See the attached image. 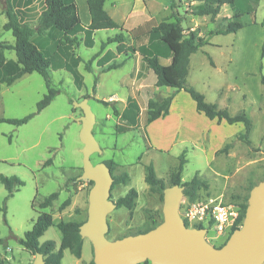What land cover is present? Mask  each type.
I'll return each instance as SVG.
<instances>
[{
	"label": "rangeland",
	"instance_id": "1",
	"mask_svg": "<svg viewBox=\"0 0 264 264\" xmlns=\"http://www.w3.org/2000/svg\"><path fill=\"white\" fill-rule=\"evenodd\" d=\"M44 1L12 0V5L20 19L35 28L45 9ZM77 1L84 22L89 11L83 7L84 0ZM237 5L244 13L241 17L244 28L236 34L211 37L210 45L191 56L187 81L205 96L207 102L228 109L232 116L245 112L253 122L249 136L251 144L239 140L238 136L244 132L242 128L230 141L231 148L224 152L219 150L210 165L207 157L191 145L162 151L155 146L156 142L150 132L148 134L145 130L148 118L146 109L149 98L157 99L169 94L163 90L157 94L151 91L140 94L137 91L135 75L140 71V66L146 68V65L137 54L129 60L127 57L135 54L132 48L137 49L139 43H134L128 36L118 50L116 43L106 44L103 48L109 38L120 34L117 30H106L94 35V45L89 48L84 36L80 35L79 45L74 46L77 49L75 54L80 59L77 68L51 70L52 80L60 88V94L55 100L20 127L0 122V176H16L25 184L8 200L6 212L0 211V264H33L35 256L26 251L19 240L32 230L39 213L52 214L55 222L87 220L88 197L93 184L90 181L75 180L83 173V145L80 140L82 123L79 120L82 111L75 109L74 103L82 101L84 96L90 97L89 105L96 116L93 133L102 150L101 154L91 156L92 163L113 161V175L128 176L125 183L112 185L111 199L117 202L132 188L138 192L136 206L132 210L119 208L108 215L109 240L136 234L153 221L162 222L164 202L161 195L151 191L146 183L145 168L153 165L157 177L167 188L171 187V176L183 152H186L188 162L181 176L182 182L197 177L207 182L209 187L198 191L194 201L183 198L180 205L182 218L186 220L193 205L211 201L233 204L241 210L252 187L264 179V27L261 25L264 21V0L257 12L255 4L240 0ZM3 6L0 1V42L14 44L12 33L4 30L7 18ZM179 13L182 14L183 10L179 9ZM255 21L257 23L253 24ZM219 27L217 25L209 29L214 31ZM52 30L50 38L54 43L52 45L51 40L48 47L45 46L47 56L55 52L60 38L59 31ZM187 31L185 34H188ZM142 42L149 40L145 38ZM67 47L72 50V46ZM146 52L160 56L165 64L169 62L167 51L159 41H155L154 46L148 47ZM5 55L7 60H16L12 50L6 51ZM102 57L109 64H123L104 72L101 68L104 64L101 62ZM138 57L140 65L136 61ZM73 60L70 59L71 68L73 62H76ZM89 62L91 70L87 69ZM75 71L82 78V87L75 81ZM143 72L142 76L146 75ZM147 72L151 81H154L156 76L152 70ZM12 73L9 67H5L1 75ZM146 81L149 82V79ZM46 93L45 82L38 73L25 75L10 86L0 82V120L23 119L35 114L38 103ZM130 102L137 109L122 116ZM113 107L119 110V117L114 115ZM54 192H58L59 197L53 206L46 210L40 209L38 204ZM6 195L0 182V207H3ZM67 199L70 200L69 206L61 210V205ZM61 238L59 230L51 227L39 241L41 244L50 240L56 242L57 251ZM206 239L215 247L222 246L226 241L216 239L210 229ZM84 241L81 259L65 251L62 264H89L93 260L92 244L88 239Z\"/></svg>",
	"mask_w": 264,
	"mask_h": 264
},
{
	"label": "trees",
	"instance_id": "2",
	"mask_svg": "<svg viewBox=\"0 0 264 264\" xmlns=\"http://www.w3.org/2000/svg\"><path fill=\"white\" fill-rule=\"evenodd\" d=\"M0 1H2L4 4L3 13L7 18V22L4 25V30L11 32L14 37V44L0 42V75L4 72L5 67H9L13 71V73L8 76L1 75L0 82H4L6 85L10 86L25 75L38 73L43 78L47 89L46 95L37 105V112L35 114L29 115L23 119L0 120V122H6L20 127L29 122L35 115L45 110L55 100L57 95L60 94V88L54 84L51 77V70L54 69V56H47L43 51L38 49V47L32 41L33 35H44L50 29H56L64 33V37L60 40V44L66 47L69 45L73 47L74 45H79V34L84 32L85 44L87 47H91L93 45L92 35L94 32L103 30H118L120 29V26L105 11L104 4L106 0H87L91 23L86 30L82 26L78 5L75 0H45V9L41 12L38 18V24L35 28L31 27L29 23L20 19L19 15L14 10L12 0ZM170 1H172V13L170 19H173V21H170V19L164 20L157 26L153 27L148 33L136 36L134 39V42L136 43L142 42L145 38H148L149 42L159 41L171 58V62L169 64H165L163 59L156 54L151 56L144 53L141 54L146 66L152 70L156 76L155 86L157 88H170L175 91L167 97L151 99L147 103V125L161 117H164L169 111L175 94L180 91H185L196 103L197 111L203 113L210 120L217 119L218 122L225 120L230 125L242 123L244 125V132L240 134L238 138L245 144L250 145L251 141L249 136L253 128V122L246 115V113L241 112L232 116L227 109L220 108L215 103L207 102L205 96L190 86L187 81L190 70L191 56L209 44V37L221 34H236L238 31L243 29L244 24L241 21V17L244 13H236L233 18L226 19L225 22L218 24L220 27L214 31H211L207 37H201L197 32L194 31H189L188 34H185L182 16L178 11L180 7V0ZM201 1H203L204 7L197 11L196 14L199 16H210L212 21H214L219 14L222 5L237 4V0ZM253 10L254 8L252 9V12ZM261 25L264 27V21L261 23ZM125 40L126 37L123 34H118L113 38H109L102 47L104 48L106 44L117 43L119 44L118 48L120 49V46L124 44ZM10 50L15 52L16 60H7L5 52ZM132 50L134 52L137 51L135 48H132ZM79 61L80 59L78 58L77 64ZM77 64L75 67H77ZM121 65L122 64H111L105 69V71L119 68ZM87 69L91 70V62L88 63ZM74 78L79 87H82V78L76 71L74 72ZM262 83L264 84V78L262 79ZM84 98L90 99L89 96H84L83 99ZM104 103L109 105L106 102ZM136 109V105L130 102L124 113H122V116H125ZM113 112L115 116H120L119 110L114 107ZM231 145L232 142L227 143L220 151H227L231 148ZM49 161L50 160H48V162ZM187 162L186 152H183L179 157L177 169L171 176V185L183 186L185 188L184 197L188 198L190 201H194L197 197L198 191L201 189L206 190L209 186L207 182L202 181L197 177H194L189 182H182L181 176ZM105 163L110 168L113 175L115 163L113 161H108ZM127 177V174H123L119 177L113 175V185L125 183ZM75 180L81 182L79 177L75 178ZM145 181L150 187V190L153 192H158L163 199V193L167 187L165 186L164 182L157 177L153 165H148L145 168ZM0 182L3 184L7 192L4 205L3 207H0V211L6 212V204L8 200L12 198L16 192H19L25 184L16 176L7 177L1 175ZM90 183L93 184V182ZM58 197V192L52 193L38 204L39 208L46 210L52 207L53 203L58 199ZM137 198V190L133 188L130 189L125 196L117 200V209L126 208L128 210H132L136 206ZM248 198L249 196L245 197L244 199V204L241 206L240 210L239 220L230 235L236 229H238L240 225H242L245 217ZM69 204L70 200L67 199L61 205L60 209H65L69 206ZM84 222L85 221L78 222L74 220H62L55 222L52 214L48 212H41L34 221L32 230L26 232L24 238L19 240V243L26 251L34 256L36 253H41L44 256L45 264H62L64 251H69L77 259H81L83 239L80 236L79 229ZM185 223L187 227H191L187 220H185ZM159 224L160 223L157 221H153L150 226L146 227V229L136 234H128L127 236L148 232ZM51 227H56L61 233V243L57 251L56 242L50 240L41 244L39 241L40 238L43 237V235ZM192 227L198 229L205 228L201 224H195L192 225ZM89 264H94L93 260ZM144 264L150 263L145 262Z\"/></svg>",
	"mask_w": 264,
	"mask_h": 264
},
{
	"label": "water",
	"instance_id": "3",
	"mask_svg": "<svg viewBox=\"0 0 264 264\" xmlns=\"http://www.w3.org/2000/svg\"><path fill=\"white\" fill-rule=\"evenodd\" d=\"M74 108L82 111L83 173L79 180L93 182L87 220L79 232L92 244L94 264H264V179L251 189L242 225L222 247L207 241L206 228L187 227L180 213L185 190L181 185L164 190L163 220L158 226L109 240L108 215L117 209L111 199L113 175L105 162L91 161V156L102 150L93 133L96 116L89 100L74 103ZM33 264H45L44 256L36 253Z\"/></svg>",
	"mask_w": 264,
	"mask_h": 264
},
{
	"label": "crops",
	"instance_id": "4",
	"mask_svg": "<svg viewBox=\"0 0 264 264\" xmlns=\"http://www.w3.org/2000/svg\"><path fill=\"white\" fill-rule=\"evenodd\" d=\"M75 1L78 5L80 15L79 3L77 0ZM239 1L240 0H237L236 2L238 3ZM241 1L247 2L248 4H255L257 12L260 8V3L263 0ZM85 4L87 5V0H84L83 6L86 11V9L88 8H86ZM171 6L172 1L170 0H106L104 9L110 15V17L119 24L120 29H118L117 31H119L120 34H123L126 37V40L127 37L130 36V38L134 42L136 36L144 35L148 33L153 27L160 24L162 21L170 19L172 13ZM179 6V9L183 10V13L180 14L182 16L183 28L185 30V33L186 29H188L187 32H197L201 37H207V35L211 32L209 28H212V26L216 28L218 24L225 22L226 19H231L236 13L242 12L237 4H224L221 6L219 14L215 18V20L212 21L210 16H199L196 14L197 11L201 10L204 7V3L201 0H180ZM170 21H173V19H170ZM81 23L83 28L86 30L91 23L90 14L87 17L86 21L82 22L81 19ZM256 23L257 21H255L253 24ZM52 31L53 30L50 29L44 35L35 34L32 37L33 43L44 53L47 52L45 46L48 47V44L52 40L50 38V34L52 33ZM97 32L99 31L94 32L92 35L93 45L94 35ZM59 35L60 38H58L57 40V49L55 50V52L50 54V56H54V69L75 70V68H77L75 67L77 64V59L79 58V56L75 54L77 49L74 48L75 45L72 47V50L66 46L61 45L60 40L63 39L64 33L59 31ZM80 35L85 36L84 32H81L79 36ZM210 40L211 37H209L208 45H210ZM52 41L53 45L54 40ZM154 43H139L138 48H135V50H137L135 54L128 56L127 60L133 58V56L136 54L139 57H142V53L151 56L146 52V50L148 47L154 46ZM118 46L119 44H117V50L119 49ZM117 52L118 54H120L119 51ZM139 57L136 61H139L140 65ZM167 58L169 59V62L167 64H169L171 62V58L169 57V55L167 56ZM70 59L71 61H74L73 59H75L76 61L73 62L72 68L69 66ZM101 62L104 63L101 68L105 72V69L111 64L107 63L103 57L101 59ZM145 67L146 68L140 66V71L136 73L134 79V85H137L138 83L137 91L140 94H148L150 91L154 94H157L159 93V91L163 90L171 95L175 92L170 88H157L155 86L156 79L154 81H151L152 79L147 72V70L150 69L147 66ZM143 71L146 72V75L144 74L142 76V73H144ZM146 79H149V82H147ZM149 85L152 86L150 87ZM151 99L153 98H149L147 103ZM242 128L244 129V125L242 123L230 125L225 120L221 122H218L217 119L210 120L203 113L197 111L196 103L192 100L188 93H186L185 91H180L175 94L168 113L164 117H161L146 125L145 130L148 134L150 132L153 141L156 142L155 146L161 150L163 149L162 151L172 150L173 147H185L191 145L192 147H194V150L200 151L207 157L208 163L210 165L216 158L217 152L221 150L227 143H229L235 136H237L243 130ZM234 129H236L238 133L236 131H233ZM154 132H156V137H154ZM84 248L85 241L83 240V249Z\"/></svg>",
	"mask_w": 264,
	"mask_h": 264
},
{
	"label": "built area",
	"instance_id": "5",
	"mask_svg": "<svg viewBox=\"0 0 264 264\" xmlns=\"http://www.w3.org/2000/svg\"><path fill=\"white\" fill-rule=\"evenodd\" d=\"M186 217L191 225L201 224L207 229V232L210 229L215 234L216 239L226 240L237 225L240 217V207L211 201L205 204L193 205Z\"/></svg>",
	"mask_w": 264,
	"mask_h": 264
}]
</instances>
